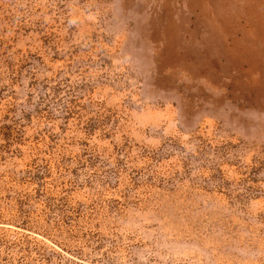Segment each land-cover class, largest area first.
Returning a JSON list of instances; mask_svg holds the SVG:
<instances>
[{"label": "rangeland", "instance_id": "obj_1", "mask_svg": "<svg viewBox=\"0 0 264 264\" xmlns=\"http://www.w3.org/2000/svg\"><path fill=\"white\" fill-rule=\"evenodd\" d=\"M0 264H264V0H0Z\"/></svg>", "mask_w": 264, "mask_h": 264}]
</instances>
